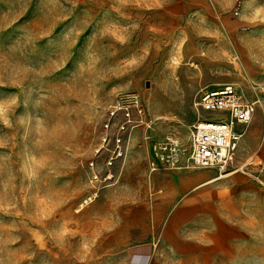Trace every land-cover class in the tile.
Returning <instances> with one entry per match:
<instances>
[{
  "label": "rangeland",
  "instance_id": "374dc122",
  "mask_svg": "<svg viewBox=\"0 0 264 264\" xmlns=\"http://www.w3.org/2000/svg\"><path fill=\"white\" fill-rule=\"evenodd\" d=\"M222 84L256 101L230 167L243 170L212 193L217 205L180 192L156 222L173 223L181 264H264V0H0V264H113L114 238L146 219L140 202L160 201L145 183L162 141L179 138L172 169L187 170L194 102ZM130 94L145 114L126 152L148 156L121 159L106 182L102 122ZM232 196L257 212L240 247L208 236L220 228L208 208L229 213Z\"/></svg>",
  "mask_w": 264,
  "mask_h": 264
},
{
  "label": "crops",
  "instance_id": "0c3cea01",
  "mask_svg": "<svg viewBox=\"0 0 264 264\" xmlns=\"http://www.w3.org/2000/svg\"><path fill=\"white\" fill-rule=\"evenodd\" d=\"M157 116L158 117L154 118H162L163 115L159 114ZM151 122L153 123V120H151ZM137 131L140 133V128L137 129ZM244 134L242 135L239 144ZM130 145L131 143L129 144L127 151ZM143 150L144 149H142V152L125 153L124 158H130L129 161L127 159L129 164H127V166L129 169L132 168L131 163L133 161L137 163V165L146 162L148 152H144ZM136 154L138 158L135 159V161L133 156H136ZM156 154L159 155L161 159L159 163L156 161L158 163L157 169L159 171L147 175L145 187L148 191L151 189H160V201L157 204L152 203L150 199L151 195H149V198L146 197L144 201L140 202V204L143 205L142 210L145 211L146 219L140 223H133L130 227H124L122 231L117 234V240L114 238V243L109 249V251L112 252V256L110 255L109 259L112 258L113 264H181L179 260L176 259V246L170 238L175 235L173 231V223L171 221H166L160 228H158L160 224L156 221L160 219L159 217H162L165 214L164 212L170 211L171 206L179 199L178 194L180 192H185L187 194L185 197L186 203H188L187 206H192V202H196L199 197L206 198L207 203L210 205L213 203L214 205H217L215 199L218 196H215L212 193L218 190L223 192L222 190L227 189L228 187L232 188L231 185L236 184V175L232 180L226 178L236 173V171L239 170L238 168L236 170H231L228 174L223 176H218L214 169L200 168L201 170H190L192 167H185V165L184 168H188L187 170L175 172L172 169L173 167H169L163 163L162 158L165 157V152H156ZM196 187L197 190L195 191ZM199 187L200 189H198ZM224 199L226 204L232 205L229 209V213H227V209L224 212L222 208L214 205L213 208H208V219L212 218L211 221L218 223V226L220 227L213 231L209 229L208 236L213 244L220 245L227 244L231 239L228 237H235L238 241L237 247H240L242 243L249 242L247 239L242 242L240 238H247L256 235L253 228H242L240 226H243L245 223L244 226L251 227L252 225H248L247 222L255 221L257 218V212H254L255 207H251L250 203L244 204L239 198L232 196ZM131 207L135 208L136 205L133 204ZM139 236H143L145 239H136ZM208 247L211 249V244ZM253 257H258V255H254L252 258ZM211 259H213L212 263L216 261V258ZM223 264H225V262H223Z\"/></svg>",
  "mask_w": 264,
  "mask_h": 264
},
{
  "label": "built area",
  "instance_id": "2783aa9c",
  "mask_svg": "<svg viewBox=\"0 0 264 264\" xmlns=\"http://www.w3.org/2000/svg\"><path fill=\"white\" fill-rule=\"evenodd\" d=\"M256 101L247 97L232 84H222L200 91L194 102L199 114L191 124L185 166L214 169L218 176L228 174L239 141L255 112ZM213 111L215 119H201L199 111ZM144 105L136 94L115 100L106 108L102 133L95 155L105 154L106 172L103 181L110 180L130 144L131 132L139 123H144ZM141 121V122H140ZM147 126L149 124H146ZM180 141L166 136L161 150L165 152L163 163L174 167L178 161ZM105 151V152H103ZM90 164L93 165V162ZM151 169L158 168L150 161ZM94 172L93 179H97ZM107 182V181H106Z\"/></svg>",
  "mask_w": 264,
  "mask_h": 264
},
{
  "label": "bare ground",
  "instance_id": "6f19581e",
  "mask_svg": "<svg viewBox=\"0 0 264 264\" xmlns=\"http://www.w3.org/2000/svg\"><path fill=\"white\" fill-rule=\"evenodd\" d=\"M151 122V121H150ZM250 122V121H249ZM152 123V122H151ZM168 136V135H167ZM145 138H147V136L144 134L143 135V139H145ZM178 140H179V138H177ZM184 167V166H183ZM185 167H187V166H185ZM243 168V165H240L239 167H238V169H242ZM211 182V181H210Z\"/></svg>",
  "mask_w": 264,
  "mask_h": 264
}]
</instances>
